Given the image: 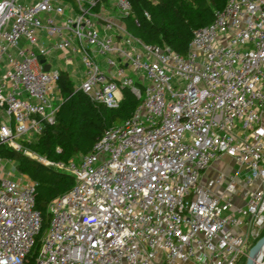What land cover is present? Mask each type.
Returning <instances> with one entry per match:
<instances>
[{
    "label": "built area",
    "instance_id": "1",
    "mask_svg": "<svg viewBox=\"0 0 264 264\" xmlns=\"http://www.w3.org/2000/svg\"><path fill=\"white\" fill-rule=\"evenodd\" d=\"M224 4L181 55L129 33V0H0V146L74 178L48 205L35 264H237L262 238L264 0ZM57 53L80 58L74 91L112 110L123 88L140 100L67 163L19 141L55 122ZM225 157L238 169L208 176ZM5 162L14 160L0 157V264H25L42 228L37 183Z\"/></svg>",
    "mask_w": 264,
    "mask_h": 264
},
{
    "label": "trees",
    "instance_id": "2",
    "mask_svg": "<svg viewBox=\"0 0 264 264\" xmlns=\"http://www.w3.org/2000/svg\"><path fill=\"white\" fill-rule=\"evenodd\" d=\"M133 16L124 20L125 27L145 43L170 47L178 54L186 55L195 29L212 23L213 12L224 7L226 0H129ZM148 13V17L144 13ZM136 18L141 24L135 27ZM59 91L64 98L56 114L55 122L46 125L42 133L32 140H19L30 152L52 161L67 163L90 151L100 140L105 129L116 126L129 118L139 106L138 100L128 88H123V98L115 110L92 101L83 91H74L69 74L60 72ZM0 157L17 162V171L29 176L36 185L35 207L41 212L42 228L35 244L27 255L25 264H35L41 245V237L50 226L48 205L74 184L70 173L44 166L26 157L22 151L0 146ZM264 236V232L262 237ZM258 241V240H255Z\"/></svg>",
    "mask_w": 264,
    "mask_h": 264
},
{
    "label": "rangeland",
    "instance_id": "3",
    "mask_svg": "<svg viewBox=\"0 0 264 264\" xmlns=\"http://www.w3.org/2000/svg\"><path fill=\"white\" fill-rule=\"evenodd\" d=\"M52 65L55 68H59L61 65V61L60 59H53L52 60ZM82 68L80 64L75 65L74 67H69L68 71L70 74V79L72 80V82L74 83L75 86L78 85V77H79V73L81 72ZM60 95L59 93H55V98H59ZM57 103V101L54 102V104ZM32 140V139H30ZM27 157V156H26ZM7 163V162H5ZM238 166L236 165V163L234 162V160L229 159L227 157L223 158L222 160H220V162L216 165L215 169L218 170H222V171H227L233 168L234 171H236V169ZM6 171H11L14 175H15V179H18V177H21V172L17 171V162H9L6 164ZM18 176V177H17ZM24 177V176H22ZM257 241H254L253 238L251 237L248 242H247V248H246V252L249 251V249L251 248L252 245H254ZM241 259V258H240ZM263 261H264V257H263ZM237 264H239V261L237 262Z\"/></svg>",
    "mask_w": 264,
    "mask_h": 264
},
{
    "label": "crops",
    "instance_id": "4",
    "mask_svg": "<svg viewBox=\"0 0 264 264\" xmlns=\"http://www.w3.org/2000/svg\"><path fill=\"white\" fill-rule=\"evenodd\" d=\"M65 60L63 59V55H61V54H59V53H57L55 56H53V59L55 60V59H60V61H61V65H60V67L59 68H57V69H59L60 70V72H66L67 74H69V71H68V69H69V67H74L75 65H77V64H80L81 65V63H80V58H78L77 56H74V55H72V54H70V53H68V54H66L65 55ZM53 66V65H52ZM56 68V67H55ZM81 68H82V65H81ZM80 75V74H79ZM69 76H70V74H69ZM74 84V83H73ZM74 87H75V85H74ZM220 161H216L215 163H213L212 164V166H211V170L207 173V175L208 176H213L215 173H216V171L218 170V169H215L216 168V165L219 163ZM237 170V169H236ZM232 171H234L233 170V168L232 169H230V170H227V171H225V172H232Z\"/></svg>",
    "mask_w": 264,
    "mask_h": 264
},
{
    "label": "water",
    "instance_id": "5",
    "mask_svg": "<svg viewBox=\"0 0 264 264\" xmlns=\"http://www.w3.org/2000/svg\"><path fill=\"white\" fill-rule=\"evenodd\" d=\"M49 65H45L43 70L45 72L49 71ZM252 173V170H244L243 172L239 173L238 176L239 178H244L246 176H248L249 174L251 175ZM262 244H264V236L259 239L254 245L251 246V248L249 249V251H247L242 257L241 259L239 260V264H251V256L253 255V253L256 251V249L258 247H260Z\"/></svg>",
    "mask_w": 264,
    "mask_h": 264
},
{
    "label": "bare ground",
    "instance_id": "6",
    "mask_svg": "<svg viewBox=\"0 0 264 264\" xmlns=\"http://www.w3.org/2000/svg\"><path fill=\"white\" fill-rule=\"evenodd\" d=\"M264 257V244L256 249V251L251 256V264H261Z\"/></svg>",
    "mask_w": 264,
    "mask_h": 264
}]
</instances>
